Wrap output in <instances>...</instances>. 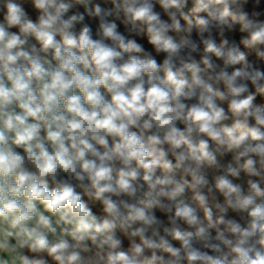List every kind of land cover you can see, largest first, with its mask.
Wrapping results in <instances>:
<instances>
[{
  "label": "clouds",
  "instance_id": "clouds-1",
  "mask_svg": "<svg viewBox=\"0 0 264 264\" xmlns=\"http://www.w3.org/2000/svg\"><path fill=\"white\" fill-rule=\"evenodd\" d=\"M0 264H264V0H0Z\"/></svg>",
  "mask_w": 264,
  "mask_h": 264
}]
</instances>
